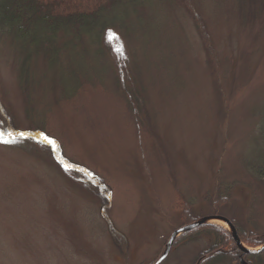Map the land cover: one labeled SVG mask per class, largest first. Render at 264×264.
Listing matches in <instances>:
<instances>
[{
    "label": "rangeland",
    "instance_id": "rangeland-1",
    "mask_svg": "<svg viewBox=\"0 0 264 264\" xmlns=\"http://www.w3.org/2000/svg\"><path fill=\"white\" fill-rule=\"evenodd\" d=\"M193 1L202 26L178 0H147L141 19L118 10L126 22L103 34L106 53L95 40L81 68L66 67L68 50L57 54L56 91L39 75L49 74L44 53H18L4 36L0 102L10 120L3 113L0 124L17 132L0 128L9 141L0 143V264H150L187 208L264 242V0ZM70 66L83 90L61 98ZM34 73L45 130L26 114L21 82ZM121 85L147 100L146 119ZM209 223L233 235L225 221ZM213 241L178 240L162 264H193Z\"/></svg>",
    "mask_w": 264,
    "mask_h": 264
},
{
    "label": "trees",
    "instance_id": "trees-1",
    "mask_svg": "<svg viewBox=\"0 0 264 264\" xmlns=\"http://www.w3.org/2000/svg\"><path fill=\"white\" fill-rule=\"evenodd\" d=\"M164 3H170V0H163ZM186 7V10L193 15L194 20L199 26H202L201 21L196 15V9L193 0H178ZM147 0H0V42L4 36L10 38L11 44L14 43L18 48V53H25L28 49L33 48L36 56L39 53H44L42 56L47 61L46 70L49 74L39 75L46 76L48 80L47 89L56 91L58 85L55 83L56 76L58 75V69L62 67L57 64V61L61 60V56L57 57V54L66 53L73 56L69 57L70 62L66 67H69L70 63L77 62L81 68L82 57L86 56L89 49L95 40L100 42L103 52L106 53L104 44V35L110 31V26L122 25L126 22L125 18L118 17V10H120L128 19L137 15V19H141L138 8L145 4ZM117 10L115 16L114 11ZM125 10V11H124ZM255 11V8H254ZM119 18V19H118ZM122 27V26H121ZM203 34V41L207 50L210 60H213L215 66V72L219 69V62L217 58V52L212 44L211 39ZM62 40L64 42L60 43ZM105 41L108 45V41L105 36ZM88 42V44H87ZM29 57L30 54H27ZM33 84H31L27 77L23 75L21 85L25 96L27 119L33 122V127L45 130L44 126L40 123L44 120L45 116L42 110L38 109L35 96L37 94V88L43 86L37 84V76L33 75ZM82 77L78 69H73L70 66L68 71L67 83L60 87V97L70 98L75 94H79L83 90L82 84H80ZM122 86V94L126 101L132 107V111L136 113L139 120L146 119L148 116L145 111L148 102L140 93H134L131 89L125 92L126 87ZM63 100V99H62ZM145 100V101H144ZM3 102V101H2ZM57 104H52L48 110H51ZM129 106V107H130ZM3 113L10 120L6 114L5 108H2L0 102V116ZM1 120V119H0ZM147 121V120H146ZM13 122H15L13 120ZM16 123V122H15ZM14 123V125H15ZM16 126V125H15ZM0 128L4 129L3 132H17L12 126V121L8 127H3L0 124ZM30 131V130H29ZM30 132H43L45 131H30ZM7 134V133H6ZM12 137V136H11ZM10 137V138H11ZM18 138L30 139L35 143L42 146V142L33 137H23L17 135ZM9 138V137H8ZM13 145V144H9ZM261 174H264V166L261 167ZM80 176H84L82 173H77ZM216 201L220 197L223 200L226 198L219 192L218 187L215 189ZM220 198L218 199L219 202ZM186 222H192L199 216H195L190 208L184 209ZM236 224L235 220H233ZM237 227V225H236ZM239 235L243 241L251 246H258L264 242H259L255 239L254 231L248 233L245 237L243 231H239ZM115 230V229H114ZM209 233L214 239L211 246L201 252L195 259L193 264H244L240 260V256L243 257L245 264H264V250L253 253H242L233 235L225 229L223 226L213 223H204L193 230L186 232L178 237V240H185L186 238L197 235ZM125 241V237L116 232ZM183 236V238H182Z\"/></svg>",
    "mask_w": 264,
    "mask_h": 264
},
{
    "label": "water",
    "instance_id": "water-1",
    "mask_svg": "<svg viewBox=\"0 0 264 264\" xmlns=\"http://www.w3.org/2000/svg\"><path fill=\"white\" fill-rule=\"evenodd\" d=\"M210 219H219V220H223L225 221L229 227H230V230L232 231L233 233V236L239 246V248L244 252V253H253V252H260L261 250H264V245H262V247L258 248V249H252V248H247V247H243L242 246V243H241V240H240V237H239V234H238V231L235 227V225L231 222V220H229L227 217L225 216H222V215H214V216H205V217H202L192 223H189V224H186L178 229H176L172 235L170 236L169 240L167 241L166 243V247H165V250L164 252L161 254V256L156 260L154 261L152 264H161V262H163L165 260V258L168 256L171 248H172V245L176 239V237L184 232V231H188V230H191L193 228H195L196 226H199L203 223H206V222H209Z\"/></svg>",
    "mask_w": 264,
    "mask_h": 264
},
{
    "label": "snow or ice",
    "instance_id": "snow-or-ice-1",
    "mask_svg": "<svg viewBox=\"0 0 264 264\" xmlns=\"http://www.w3.org/2000/svg\"><path fill=\"white\" fill-rule=\"evenodd\" d=\"M21 135H23V133H21ZM44 139L49 143V144H54L55 142L53 140H50L48 137H44ZM9 141L5 140L3 138V134L0 133V143H8Z\"/></svg>",
    "mask_w": 264,
    "mask_h": 264
},
{
    "label": "flooded vegetation",
    "instance_id": "flooded-vegetation-1",
    "mask_svg": "<svg viewBox=\"0 0 264 264\" xmlns=\"http://www.w3.org/2000/svg\"><path fill=\"white\" fill-rule=\"evenodd\" d=\"M200 217H202V216L200 215ZM197 219H198V218H197ZM197 219H196V220H197ZM196 220H194V221H196ZM194 221H192V222H194ZM192 222H184V223H185V224H189V223H192ZM240 260H241L242 263H244V264L246 263V262H244V259H243L242 256L240 257Z\"/></svg>",
    "mask_w": 264,
    "mask_h": 264
}]
</instances>
